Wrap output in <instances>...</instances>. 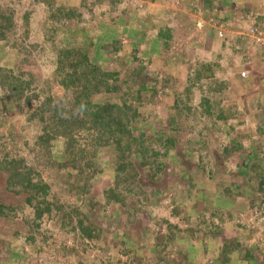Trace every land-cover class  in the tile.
I'll use <instances>...</instances> for the list:
<instances>
[{
	"label": "rangeland",
	"instance_id": "rangeland-1",
	"mask_svg": "<svg viewBox=\"0 0 264 264\" xmlns=\"http://www.w3.org/2000/svg\"><path fill=\"white\" fill-rule=\"evenodd\" d=\"M50 1L51 0H49V2ZM53 1L54 3L50 5L51 7L49 9V6L42 4L44 3L43 0H0L1 17L11 21L9 27L5 29L8 26V22L4 19L2 20L5 28L2 30L3 37L0 39V78L3 77L6 70L5 68L10 69L12 74L16 76L17 74L19 76L23 74L24 76L26 71H31L30 76L32 78L29 79L32 80V83L30 82L31 84H29L31 86H23L24 88L21 92L11 91L9 96L3 97L0 91V104H3L2 102L6 99L8 100L5 108L0 105V204L4 206V211L5 209H11V207H18V209L23 207V219L26 217L25 220H18L12 218L11 215H0V264H136V262H138L136 253H132L128 256V258L131 259L130 261L133 262L129 263L127 256L118 252L119 248L117 247V241L120 235L125 234V232H129L134 236L139 231L146 233L149 229L156 231L150 238L151 244H153V240L155 242L154 244H158L161 241V244L164 246V251H169L167 256L174 260L177 257L176 241L179 239H175V236L171 241L165 238L167 235V226L164 224V220L172 225L178 226V229L181 230L178 235L186 232L188 228L192 229V226L188 223H179L175 217L170 216V204L172 200L174 201V197L169 188L171 181L177 180V175L169 169V166L162 170V177H159V179L154 182L147 181L148 172L144 171L140 173L138 178L142 192L146 197V202L143 201L139 195H135L136 197H134V195L125 192L124 186L122 190L116 186L115 193L117 197L123 199V203L119 204L111 199L109 200V198L107 199L103 195V191L107 187L109 188V186L113 185V181L109 175L111 174V165L114 161V151L110 147H102L95 151L93 164L91 168H89L91 179L87 193L82 189L87 175L76 176L77 171L67 174V172H69L68 169L61 168L58 166L59 164L53 162L63 163L67 160L66 156L58 153L59 147L57 145L59 143L54 144L49 150L44 151L45 154H42L41 150L35 147V136L40 133L41 128L37 120L38 115L35 113V108L45 101L44 96H46V94L51 96V103L54 102L60 107L67 108L71 103L69 91L63 92L61 89H58L51 79L53 72L49 68L48 61L54 56L49 54L47 50H42L40 46H37L38 44L48 46L47 43L49 41H47V37L50 31L55 27L54 24L51 23L48 13L56 9L62 1ZM117 1L118 0H113V2L111 0H104L101 4H98L96 8L99 10L102 9L101 11L104 10V14L106 13L107 15L106 18L108 17L110 19L111 17V19H113L114 16L111 14L120 11V7H117L118 3L116 4ZM130 1H132L131 3L135 5V7L136 4L142 5L139 0ZM259 5L261 6V3ZM125 9L126 8L123 10ZM242 12L250 15V18H247L249 23L255 21L250 11L245 10V12ZM23 16L26 17L25 26L22 22ZM84 16H87V14H84ZM261 18H264V15ZM103 20V24H101L104 27L102 28L103 32L101 35H105L106 37V35L110 34L109 30L106 29H112L111 26L113 22L107 19ZM64 24H66V22H64ZM245 24L248 25L247 23H243L242 25L245 26ZM242 25L240 26L243 27ZM215 26L217 25L213 24V28L211 27L210 29H213V33L216 36ZM232 26L233 24H231V27ZM187 27L188 25H184L183 28L179 26V29L191 33L196 31L193 28L187 31ZM197 30H200V28H197ZM227 35L230 34H225L226 37ZM52 37L64 38L65 36L58 33ZM178 39L179 38L175 36L169 38L168 47L162 53L155 56V58L152 56L151 58L152 60L155 59L154 61L145 64V68L147 70L149 69L152 73L151 77L143 78L142 75L138 77V80L146 79L148 82V84H146L147 89L141 92L142 107L138 118L141 124L138 129L139 131L142 129L145 130V133H147L149 137H155L158 131H162L164 135H172L167 127V125H169L167 124L169 116L167 112H169L172 103L170 93L172 91L179 94L184 93L185 89L190 87V84H188L189 81L192 79L194 80L196 77L195 75H201L202 71L200 67H204L207 63V60H205L207 57L202 61L198 60L197 57H195L193 61H188L185 58L187 57L185 55L186 53L190 52L191 55L197 53L199 55V51H197L195 45L187 46L185 43L180 44L182 42ZM126 42L128 43L127 40ZM120 43L121 40L119 41V45ZM130 44L133 45V43ZM108 46L111 47L112 45ZM108 46L103 43V48H100L99 56L97 55L99 52L94 53L97 51L93 52V50H91L89 59L93 64H97L100 69L108 71L117 69L120 73V79L122 80L123 77H126V75L132 71L134 65L137 63L131 61H120L118 63L117 58L119 57L115 56L113 52H107L109 51L107 48ZM227 46L228 43H224V47L227 48ZM251 46L257 48L258 44L253 43ZM146 47L147 46H137L136 44L134 50L136 52L134 55L131 54V56L139 60L140 57H143V52ZM253 47H251V49L254 51ZM183 48H185V52L182 55L184 57H181L182 60L172 63L171 73L165 72L167 61L171 63L173 60H176V57L179 58V50ZM251 49L248 54L251 53ZM13 50H18V53H14ZM21 51H26V53H20ZM129 51L132 53L131 50ZM25 55L28 60L21 63L20 58L22 57L20 56ZM252 57L254 58L251 63L252 65L259 62L258 59L255 60V55H252ZM121 58L120 56L119 60ZM247 64L250 65V63ZM230 66L226 67V70H230ZM252 68L253 66L250 65V68L247 69L249 73H251ZM242 72L245 73V75L247 74L246 70ZM212 75L210 81L212 82V80L216 79L218 82L223 83L225 85L223 91H227V80L223 79L222 76H215V71ZM28 78L29 77L25 76V81L27 83H29ZM162 79H166L167 82L164 83ZM237 79L240 80L241 78ZM139 82H135L133 86L131 85L130 88L133 92L134 89H137ZM202 83L206 85L205 80H202ZM248 85L249 88H251L250 84ZM260 85H258V90L256 91L258 92L259 89H261L262 92L259 91L260 94L258 95L257 93L256 95L264 99V76H262ZM239 88L240 87L236 86V90L240 91ZM122 89L125 90V88H121V90ZM191 90L193 91L191 95V104L195 106L198 102L196 87H191ZM254 91H252L253 95H255ZM120 92L121 91L117 92L116 95H119ZM222 93H220V100L223 101L221 95H224V93ZM114 95L115 94L99 92L95 94L92 99L100 103L104 101L113 102L118 100ZM262 107L261 110H254L253 122L248 123L249 125L247 128L243 125L229 124V122L226 124L219 119L210 118V120H207V117L200 116L195 112L193 119L189 122L184 121L183 126L185 127L181 126V128L176 131V137H178V144L176 143V147L179 146V152L177 151L178 154L176 155L171 154V161H169V164L176 166L178 163L180 164V162L186 161L187 164L185 165V169L188 172L187 176L195 177L196 175L191 174V171H189L190 168L204 167V161L211 157L210 166H213V162H223V165H220L223 166L222 168L226 174L235 171L237 167L231 165L235 164L236 160L232 159L231 156L226 157V154L224 155L222 153L225 146L222 140H218L217 137H250V146H253L255 149L257 147H262L264 149V104ZM191 122L194 125L192 130L187 128V125H190ZM258 123L260 126H257ZM204 126L206 130L203 128ZM209 149H211L210 156L207 154L210 153ZM35 151H40L43 158H46L45 156L50 158L52 164L48 168H45L47 169L46 172L44 169H39L41 160L35 159ZM184 152L190 155L188 157L181 156L182 158H180L181 153ZM171 153H175V151L173 150ZM9 159L15 161L23 159L22 166L31 169L34 179L35 169L39 171L42 178H47L46 181L49 183L47 199L51 202L50 214L52 215L50 221L42 218L39 222V226H36V224L35 226L29 225L26 222L30 219L31 209L24 204L25 194L17 192V190L19 191L17 187H7L6 179L9 172L2 169L3 164H1V162L3 160L7 162ZM257 161L255 160L254 162ZM6 167L5 164V169H7ZM175 171H177L176 168ZM185 171L182 170L181 175ZM209 171L211 173V178H213V170L209 168ZM49 172L50 177L48 178L45 173ZM177 173L179 172L177 171ZM233 173L234 172H231V174ZM211 178H208V180ZM189 180L191 181V178ZM257 180H259V175L257 178L254 177L250 180V182L254 186ZM253 192L254 190L251 193ZM263 199L264 197H261V201ZM87 200L93 203V209H89ZM132 202L133 204H131ZM53 204L60 206L59 209L61 211H57L56 215H53ZM134 206L137 207V210L131 213L130 209ZM252 209H255V213L252 212ZM76 211L85 213L89 224L96 225V222L98 223V226L96 225L97 230H99L98 238L88 241L84 239L81 240L76 237V232L74 230L71 232L68 226H59L58 214L65 213L68 214L70 218V227H73L75 225L74 212ZM261 215L264 217V203H262V207L261 204L252 208L245 207L242 212L237 213L235 220L237 222L236 227L238 230H241L243 233L246 232L249 235L248 239H246L247 242L253 239V242L257 244L261 242L262 238L264 240V220L258 222ZM251 219L253 226L250 228L249 224ZM240 237L242 238L243 234ZM30 238L33 239V242L29 240ZM8 243L10 246L16 247L22 251V255L14 256L12 259H4L9 254L6 250ZM44 243H47L46 246H50L51 244L54 246L60 245L59 247L61 248L63 244L64 248L68 249V251L64 254L61 253V250L59 252H52L50 249L45 248L46 246L43 248ZM255 243L254 246L256 245ZM33 244L35 245V251L37 250L36 254L32 250ZM148 244H150L149 241L147 245ZM258 247L264 251L263 246L258 245ZM153 253L158 255L159 252ZM255 254L259 256L260 251ZM111 255L115 262L107 260ZM162 255H164V252ZM101 257H103L102 260L99 259Z\"/></svg>",
	"mask_w": 264,
	"mask_h": 264
},
{
	"label": "trees",
	"instance_id": "trees-1",
	"mask_svg": "<svg viewBox=\"0 0 264 264\" xmlns=\"http://www.w3.org/2000/svg\"><path fill=\"white\" fill-rule=\"evenodd\" d=\"M43 1L44 3L42 4L49 6V9L51 7L50 5H53L54 3L53 0L50 2L49 0ZM60 1V5L48 13L51 23L55 26L47 37V41H49L47 43L48 46H45L44 44H38L37 46H40L42 50H47L49 54L54 56L48 61L49 68L53 72L51 79L53 84L58 87V89H61L63 92L69 91L71 95V103L67 108L60 107L54 102L51 103V96L48 94L44 96L45 101L35 108V113L38 115L37 120L41 125L40 133L35 136V147L40 149L42 154H45L44 151L49 150L51 146L59 143L57 145L59 147L58 153L66 156L67 160L63 163L56 161L53 162L59 164L58 166L61 168L68 169L69 172H67V174L77 171L76 176H83L84 174L87 175L82 186V189L86 191L85 193L88 192L90 187L89 182L91 175L89 174V168H91L93 164L95 151L102 147H110L114 151V161L112 162L111 174L109 175L113 181V185L109 186V188L107 187L103 191L104 197L107 199L109 198V200L111 199L116 203L122 204L123 199L117 197L115 187L118 186L120 190H122L124 186L125 192L134 195V197H136L135 195H139L141 196V199L145 201L146 197L142 192L141 184L138 178L140 173L144 171L148 172L147 181L154 182L157 181L159 177H162V170L169 166V169L177 175L176 179L187 176L186 172L181 175V172L177 173L175 171V168L178 169V167H180L179 163L176 166L169 164V161H171V154L176 155L179 152V146L176 147V143L178 144L176 131L183 126L184 121L189 122L192 120L195 112L200 116H213L214 110L212 111V106L215 105L214 96L215 94L219 96L220 93L224 92L223 90L225 88V85L218 82L216 79L212 80V82L210 81V77L213 76L212 74L215 71L214 69H218L219 67L217 61L221 59L220 53L213 52L216 59L215 62L212 61L213 59H211L212 62L207 60L205 66L200 67L202 74L199 76L195 75L196 77L194 80L192 79L189 81L188 84H190V87L186 88L184 93L179 94L174 91L170 93L172 103L169 112H167L169 114L167 119V124L169 125H167V127L172 135H164L162 134V131H158L155 137H149L147 136V133H145V130L142 129L139 131L138 129L141 124V121L138 120L140 109L142 107L141 92H144V90L147 89L146 84H148L146 79L138 80V77L140 75H142L143 78L152 76L150 70L145 68V64H149L152 61V56L148 55L145 58L140 57L139 60L135 59L131 56V54L134 55L136 52L134 51L135 45L128 44L125 48H121L119 45L115 44L117 40L115 42L112 40L111 43H106L107 46L112 45L111 47H107L109 50L107 52H113L114 55L119 58L121 56L122 58L120 61H131L137 64L134 65L132 71H130L126 77H123L122 80L120 79V73L117 69L112 71L100 69L97 64H93L90 61L89 55L91 50H93V52L97 51L94 53L99 52L97 54L99 56L100 48H103L104 42L101 38L98 39L94 36V33H91L93 32V29H87L84 25H80L79 23L80 20L84 21V14H87L88 18L90 17V23L93 22L96 19V16L92 11V7L96 8V6L101 4L104 0ZM111 1L113 2V0ZM215 5L220 11L221 6L218 4ZM217 7L214 8L217 9ZM228 7L233 8L232 6ZM243 11L245 12V10ZM233 12L238 14L235 10ZM243 15L246 14L243 13ZM0 19V24H2L0 25V39H2V30L5 26L2 22L4 18H2L1 15ZM254 19L255 24L261 27L264 19L261 17H254ZM4 20L8 22V26L5 28L7 29L11 21L7 19ZM213 20L218 25L227 28L228 25L230 26L231 18L225 13L221 19H216L214 17ZM258 20L260 21L258 22ZM22 22L25 26V16H23ZM64 22H66V24H64ZM245 23L249 24V22ZM91 25L94 26L92 23ZM58 33L63 34L65 37H52ZM168 38L169 37L167 36L166 39ZM228 39L229 35H227L226 39H220V43L222 45L220 49H223L224 51L228 49L226 52H230L233 58H238V66L241 67V65L247 63L251 64L253 62L252 60H254L252 55H255L256 58H259V60H262L261 62L263 64L264 54L261 46H257V48L255 46H251V44L253 45L252 40L244 35L236 34L235 36L232 35V38L230 37L229 40ZM226 41L228 43L227 48L224 47V43L227 44ZM167 47L168 44L163 43V49L159 52L162 53ZM251 47L254 48V51ZM249 48L251 49L250 54H248L250 52ZM129 50H131L132 53ZM17 51L18 50H13L16 54L18 53ZM20 53H26V51H21ZM25 56H20L22 58L19 57L21 63L28 60L27 56ZM5 69L3 77L0 78V91L2 92L3 97L7 95L9 96L11 91L21 92L25 86H31L29 85L32 83V80H29L32 79L30 76L31 71H26L24 76L23 74L22 76H19L18 74L16 76L12 74L10 69ZM246 72H248L247 69ZM249 74L252 78V74ZM25 76L29 77V83L25 81ZM202 80H205L206 85L202 83ZM162 81L164 83L167 82L166 79H162ZM135 82H139V85L133 92L130 87L131 85L133 86ZM193 86L196 87L197 91L198 102L195 106L191 104V95L193 92L191 87ZM121 88H125V90H121ZM119 91H121L120 94L116 95ZM99 92L115 94L114 96H116L118 100L113 102H95L92 98ZM218 100L219 97L217 98V102ZM7 101L8 100L6 99L2 102L3 104L0 105L5 108ZM198 109L199 111H197ZM217 115L218 114H216V116ZM217 119L220 120L218 116ZM193 127L194 125L192 122L190 125H187L188 129L192 130ZM203 128L205 129V126ZM173 150L175 153H171ZM225 150L226 148L224 147V155L226 154ZM41 153L40 151H35V159L41 160L39 169H44L46 172L47 169L45 168L51 166L52 163L49 157L45 156L46 158H43ZM189 155L190 154H188V156ZM180 158H182L181 155ZM22 163L23 159H19L18 161L9 159L7 162L4 160L1 162V164H3L2 169L9 172L6 179L7 187H17L19 188V191L17 190V192L25 194L24 204L29 206L31 209L30 219L26 222L29 225L35 226L36 224V226H39V222L42 218L50 221L52 216L50 214L51 202L47 199L49 183L46 181L47 178H42L39 171L36 169L34 179L31 169L22 166ZM5 164L7 169H5ZM182 164L186 165V161H183ZM49 174L50 172L45 173L46 177L49 178ZM87 203L89 209H93V203L89 200H87ZM131 204H133V202ZM174 204L175 203L172 200L170 204V216L177 218L180 223H184L186 219L178 213L177 208H175L176 205ZM52 208H54L53 215H56L57 211H61L59 209L60 206L58 205H54ZM22 209L23 207H20L19 209L18 207H11V209H5L4 211V206L0 204V215H11L12 218L25 220L26 217L23 219L24 215L22 213ZM136 210L137 207L135 206L130 209L131 213L136 212ZM74 214L75 225L73 227H70V218L68 217V214H58L59 226H68L71 232L74 230L76 232V237L81 240L84 239L88 241L98 238V223L96 222L97 226L92 225L91 223L89 224L88 219L83 212L76 211ZM164 224L167 226V235L165 238L169 241H171L174 236L175 239L190 238L191 229L188 228L186 232L178 235L181 230L178 229L176 225H172L166 220H164ZM29 240L33 242L32 238ZM46 244L47 243L43 244V248ZM117 244V247L119 248L118 252L122 255H126L128 262L131 263L132 261H130L131 259H129L128 256L132 253L135 254L139 252V250H137L136 238L133 237L131 233L125 232V234L120 235ZM158 244H161V241ZM59 246L51 244L45 248L50 249L52 252H59L61 250V253L63 254L68 251V249L64 248L63 244L62 248ZM34 247L35 245L33 244L32 250L36 254L37 250L35 251ZM6 250L9 254L4 259H12L14 256L22 255V251L16 247L10 246L9 243ZM99 259L102 260L103 257ZM107 260L115 262L112 255ZM168 261L169 260L166 255H158L152 263L167 264ZM140 262L144 263V260L140 259L136 262V264H140ZM145 264H148V262Z\"/></svg>",
	"mask_w": 264,
	"mask_h": 264
},
{
	"label": "crops",
	"instance_id": "crops-1",
	"mask_svg": "<svg viewBox=\"0 0 264 264\" xmlns=\"http://www.w3.org/2000/svg\"><path fill=\"white\" fill-rule=\"evenodd\" d=\"M139 1L142 5L136 4L135 7L130 0H118L116 4L118 3L117 7H120V11L111 14L114 16L113 19L111 17L110 19L106 18L107 15L104 14V10L101 11L102 9L92 7V11L96 16V19L91 22L94 26L91 25L88 16H83L84 21L80 20L79 24L84 25L87 29H93L91 33H94V36L98 39L101 38L104 44L117 40L115 44L119 45L121 40L119 45L121 48H125L130 43L141 47L147 46L143 52L144 58L148 55L153 57L159 55V51L163 49V43L168 44L169 38L174 36L181 40L182 43L180 44L195 45L197 51H199V55L197 53L193 55L190 52L186 53L187 57L185 58L188 61H193L195 57L202 61L207 57L205 60L211 61L213 59L212 61L215 62L213 52L220 53L221 59L217 61L219 67L213 69L215 70V76H222L223 79L227 80L228 89L223 92L224 95H221L223 101L220 100V95L215 94V105L212 106L213 116H204L208 118L207 120H210V118L217 119L218 116L226 124L229 122V124L243 125L247 128L248 123L253 122L254 110L263 108L264 99L256 95L257 93L259 95L262 91L261 89H259L260 92L256 90H258L257 87L260 85L262 76H264V62L262 64L261 60L255 56V60L258 59L259 62H256L255 65L250 64L253 66L251 70L253 77L251 78L250 74L246 72V79L241 78V71L250 68V65L238 66V58H233L230 52H226L227 49L226 51L220 49L221 40L217 39L213 29H210L211 27H200V30H197L198 20L214 21V17L221 19L225 13L231 19H233V15L238 18L243 15V10L250 11L254 17H262L264 15V0ZM215 4L221 6L220 11ZM227 5L232 6L238 14L233 12V8ZM214 7H217V9ZM124 8L126 9L123 10ZM103 19L113 22L112 29H106L110 32L106 37L101 35L104 27L102 25ZM184 25H188L187 31H190V28L196 31L192 30L191 33L179 29V26L183 28ZM216 25L218 24L216 23ZM227 28L231 30L229 38H232V35H240L233 27L228 25ZM167 36L168 39H166ZM185 48L179 50V58L176 57V60L171 63L167 61L165 72H172V63L182 60L181 57H184L182 55ZM120 60L117 58L118 63ZM228 66H230V70H226ZM237 78L241 79L238 80ZM235 85L240 87V91L236 90ZM252 91L255 95L252 94ZM218 97L220 100V102L218 100L219 105L217 102ZM215 111L218 114L217 116ZM257 126H260L259 123ZM217 139H221L224 143L226 157L231 156L232 159L236 160V163H231V166L235 165L237 169L231 171L234 172L233 174L231 172L226 174L222 168L223 166L220 165H223V162H213V166L209 165L212 159L210 157L211 159L204 161V167L190 168L189 171H191V174L196 175L195 177L185 176L174 180L175 182L171 181L169 189L174 197L175 208L186 219L184 223L192 226L190 238L176 241L177 257L173 260L167 256L169 251H164L162 244H154V240L151 244L150 238L156 231H152V229H149L146 233L139 231L133 237L136 238L137 250H139L136 253L138 261L140 259L144 260V263L140 262V264L147 262L153 264L152 261H155V257L162 256L163 252L168 257L167 264H264V251L258 247V245L263 246L264 249L263 238L257 244L253 242V239L247 242L246 239L249 235L238 230L235 221L237 213L242 212L245 207L252 208L262 204L261 197H264V149L262 147L255 149L250 146V137H217ZM209 150L210 153L207 154L210 156L211 149ZM181 156L187 157L188 154L184 152ZM255 160L258 161L254 162ZM209 168L213 170V178L210 176ZM182 170L185 171L186 169L181 162L177 171L182 173ZM185 172L188 174L187 170ZM258 175L259 180L253 186L250 180L254 177L257 178ZM188 178H191V181ZM208 178L211 179L208 180ZM253 190L254 192L251 193ZM177 221L179 222L178 219ZM242 234L243 240L240 237ZM148 241L150 244L147 245ZM258 251H260V255L258 254L260 257L255 254ZM153 252L159 253L155 255Z\"/></svg>",
	"mask_w": 264,
	"mask_h": 264
},
{
	"label": "built area",
	"instance_id": "built-area-1",
	"mask_svg": "<svg viewBox=\"0 0 264 264\" xmlns=\"http://www.w3.org/2000/svg\"><path fill=\"white\" fill-rule=\"evenodd\" d=\"M247 18H249L247 15H242L238 18H236L235 22L237 23H245L248 22ZM198 28L200 27H212L213 24H216L214 21L212 20H206V19H199L198 20ZM213 28V27H212ZM216 30V37L218 38H222L225 34L224 30L222 29V27H220V25L215 26ZM242 35L248 37L249 39L252 40L253 43L258 44V46H261L263 49V54H264V26L262 27H255L253 25H246L245 28L242 31ZM241 78H246L245 73H241ZM262 203H264V199L262 200ZM262 207V204H261ZM252 212L255 213V209H252ZM264 220V217L261 215L259 218L258 222H262ZM249 224V223H248ZM252 225V219L250 220V224L249 227L251 228ZM92 256V255H91Z\"/></svg>",
	"mask_w": 264,
	"mask_h": 264
},
{
	"label": "clouds",
	"instance_id": "clouds-1",
	"mask_svg": "<svg viewBox=\"0 0 264 264\" xmlns=\"http://www.w3.org/2000/svg\"><path fill=\"white\" fill-rule=\"evenodd\" d=\"M249 18H250V15L249 14H246ZM236 18L237 17H234L233 19H231V21H230V26H231V24H233V28L234 29H236V31H238V33H240V35H242V31H243V29L245 28V26H246V24H245V26L244 25H242L243 23H237V22H235V20H236ZM264 19V18H263ZM263 22H264V20H263ZM240 25H242L243 27H241ZM248 25H253V26H255V27H259V26H257L256 24H255V22L253 21V22H251V23H249ZM262 26H264L263 25V23H262V25H261V27ZM207 28H209L208 26H206ZM220 27H222V26H220ZM239 27V28H238ZM204 28V27H203ZM222 29L224 30V34H231V30H228L227 28H224V27H222ZM226 39V36L224 35L222 38H218L217 37V39ZM241 73H243L242 71H241ZM244 79V78H243ZM176 219V218H175ZM177 226V225H176ZM178 227V226H177Z\"/></svg>",
	"mask_w": 264,
	"mask_h": 264
}]
</instances>
